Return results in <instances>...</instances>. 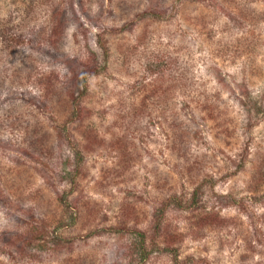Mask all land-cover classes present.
Masks as SVG:
<instances>
[{
    "label": "rangeland",
    "instance_id": "rangeland-1",
    "mask_svg": "<svg viewBox=\"0 0 264 264\" xmlns=\"http://www.w3.org/2000/svg\"><path fill=\"white\" fill-rule=\"evenodd\" d=\"M260 93L264 0H0V264H264Z\"/></svg>",
    "mask_w": 264,
    "mask_h": 264
},
{
    "label": "trees",
    "instance_id": "trees-1",
    "mask_svg": "<svg viewBox=\"0 0 264 264\" xmlns=\"http://www.w3.org/2000/svg\"><path fill=\"white\" fill-rule=\"evenodd\" d=\"M68 11V10H67ZM69 11L65 12V15L68 16ZM64 15V16H65ZM94 59V58H93ZM100 70V67L97 65L96 60L94 59L93 61H89L87 62L84 67L80 70L75 69V73L76 74V78H78V81L81 84H85L87 81V78L93 75H96ZM162 77L165 76V74H161ZM259 96H263L264 98V93H260ZM73 104L77 105L78 104V97L75 99H73ZM262 98L257 99L258 103H261ZM259 105V104H257ZM257 105H253V106H257ZM79 108V106H78ZM76 107V109H78ZM77 111V110H76ZM259 169L261 174H264V165L263 163H259L258 164ZM65 201L64 198H62V201ZM38 213H34L33 211H31V208L27 207H22L21 209V213H20V219H17V214L13 213L14 217H12L10 219V223H12V226L10 229H2L0 232V242H4L6 244H15L16 242H18L20 240V238L23 240V244L28 247L30 245H32L33 243L38 242V232L34 231L36 230V226H33V228L31 229V232L29 231V226H31V222L35 221L36 219H39L38 217L36 218V215ZM41 213L38 215L40 216ZM22 224H20V223ZM12 235H15L12 236ZM8 242V243H7ZM1 247V244H0ZM136 249V246L133 247L130 252L133 254L134 250ZM121 254L122 255H126V252L124 249L121 250Z\"/></svg>",
    "mask_w": 264,
    "mask_h": 264
}]
</instances>
